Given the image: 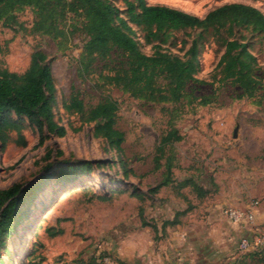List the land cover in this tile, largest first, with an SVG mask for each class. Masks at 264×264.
<instances>
[{
    "label": "rangeland",
    "instance_id": "374dc122",
    "mask_svg": "<svg viewBox=\"0 0 264 264\" xmlns=\"http://www.w3.org/2000/svg\"><path fill=\"white\" fill-rule=\"evenodd\" d=\"M110 1L121 10L125 8L123 0ZM146 2L200 17L231 2L253 6L264 14V0ZM18 20L29 28L32 11L29 8L20 11ZM199 31L196 28L172 31L162 48L182 56ZM226 37L249 42L258 63L264 64V34H253L239 27L231 36L224 31L216 34L207 30L199 39L198 78L208 82L213 79ZM73 38L72 43L64 45L45 35L14 32L0 25L1 67L22 72L34 51L43 52L50 60L55 119L66 128L64 136L51 135L38 145L37 131L26 125L22 130L24 145L9 142L0 149V189L14 182L36 183L22 206L16 231L7 239L8 254L1 252L5 264H66L74 259L101 256L106 263L122 260L128 264H229L243 258L248 251L238 249L239 239L254 238L232 228L230 223H235L226 217L225 210L242 206L231 204L235 194L229 193L232 177L244 178L240 176L244 164L252 167L264 163V110L253 99L238 98L232 87L218 90L216 101L210 104L177 106L174 115L169 116L184 139L173 147L176 165L173 177L177 182L192 178L202 192L198 196L191 186L181 189L171 183L150 194L148 189L163 177V168H153V154L167 126L168 115L160 105L144 103L119 88L96 83L95 76L81 75L77 69L81 37ZM138 41L144 53L153 52L152 44H146L142 38ZM72 88L86 107L97 104L104 96L117 100L116 127L124 133L121 153L111 149L104 138L93 135V124L82 123L79 115L64 110L63 102ZM196 88L197 94L212 91L211 85ZM235 127L237 135L233 137ZM12 138H16L15 134ZM238 155L246 158V162H236ZM86 160L104 163L91 173L60 172V167ZM47 162L52 163L49 171L43 169ZM133 192L141 193L143 199H137ZM246 199L252 200L245 197L241 201L246 203ZM188 206L190 209L179 216V223L167 226L165 233L156 234L151 228L155 223L160 229L162 221L173 219L176 211ZM140 208L147 226H142ZM49 227L61 228L62 233L50 236L46 232ZM246 261L259 264L255 259Z\"/></svg>",
    "mask_w": 264,
    "mask_h": 264
},
{
    "label": "trees",
    "instance_id": "16d2710c",
    "mask_svg": "<svg viewBox=\"0 0 264 264\" xmlns=\"http://www.w3.org/2000/svg\"><path fill=\"white\" fill-rule=\"evenodd\" d=\"M121 10L110 0H0V25L14 32L37 33L48 36L59 43H72L75 35L81 37V53L77 60L78 71L85 77H96V83L119 88L134 99L147 104L160 105L168 115L165 129L156 142L153 154V168H163L162 179L148 189L156 193L171 183L178 188L191 186L198 196L202 191L192 178L175 181L173 168L175 143L184 139L171 116L177 106H204L215 102L221 88L232 87L238 98L253 99L264 110V64L257 61L250 51V44L236 38H223L224 51L217 61L211 81L197 77L201 68L199 60V39L203 31L213 30L216 34H233L235 28H245L253 34H264V14L259 9L238 2L222 4L200 17L178 8L161 4H148L146 0H123ZM29 8L33 14L31 26L27 28L18 20V13ZM200 29L193 37L189 48L182 56L162 48L175 30ZM154 48L151 54L144 53L138 39ZM218 74V76L216 75ZM201 85H211L208 94H197ZM55 85L50 60L41 51H34L27 68L22 72L10 71L0 65V149L9 142L24 145L22 130L26 125L38 133V145L49 136L62 137L66 128L55 119ZM68 114H77L82 123L93 124V135L104 138L109 147L122 152L124 133L116 127L119 104L110 96L102 97L97 104L86 107L77 92L73 91L63 102ZM16 138L13 139L12 135ZM100 160L80 161L60 167V172L74 171L91 173L93 168L103 165ZM52 163L43 169L49 171ZM41 176L40 180H43ZM36 183L14 182L0 189V264L6 255V242L16 231L23 214V204L33 192ZM35 190V188H34ZM133 195L142 200L139 192ZM184 199H186L184 197ZM188 208L176 211L173 219L162 221L151 228L157 234L165 233L167 226L179 223V216ZM142 226L148 222L142 217ZM50 236L62 233V229L49 227ZM246 259L264 264V247L250 250L243 258L229 264H247ZM66 264H107L104 258L74 259ZM112 264H128L112 260Z\"/></svg>",
    "mask_w": 264,
    "mask_h": 264
},
{
    "label": "crops",
    "instance_id": "0c3cea01",
    "mask_svg": "<svg viewBox=\"0 0 264 264\" xmlns=\"http://www.w3.org/2000/svg\"><path fill=\"white\" fill-rule=\"evenodd\" d=\"M238 156L239 157L236 162H246V158L240 155ZM240 165L241 164H239V166ZM241 168L243 171L241 172L240 176L244 178L235 179L234 177H232L233 182L232 185H230L229 193L231 191L235 194L232 195L231 204L242 205L240 208H244L247 205L248 201L246 199L245 203L241 201V199L249 197L250 200L257 199L259 205L256 209L254 220L252 223H243L238 225L230 223V225L232 228H236L237 230L239 229L248 236H253V238L259 236V238H261V245H264V163L260 162L252 167H250V165L248 164H244V166H242ZM214 213H217V209ZM224 232H226V230Z\"/></svg>",
    "mask_w": 264,
    "mask_h": 264
},
{
    "label": "built area",
    "instance_id": "2783aa9c",
    "mask_svg": "<svg viewBox=\"0 0 264 264\" xmlns=\"http://www.w3.org/2000/svg\"><path fill=\"white\" fill-rule=\"evenodd\" d=\"M259 205L257 199L251 200L244 208L229 207L225 210L226 217L235 224L252 223L256 209ZM261 246V238L255 237L253 240L247 236L241 237L238 242V249L242 252L250 251ZM112 264V262H107Z\"/></svg>",
    "mask_w": 264,
    "mask_h": 264
},
{
    "label": "water",
    "instance_id": "95a60500",
    "mask_svg": "<svg viewBox=\"0 0 264 264\" xmlns=\"http://www.w3.org/2000/svg\"><path fill=\"white\" fill-rule=\"evenodd\" d=\"M236 135H237V127H235L233 130V137H236Z\"/></svg>",
    "mask_w": 264,
    "mask_h": 264
}]
</instances>
